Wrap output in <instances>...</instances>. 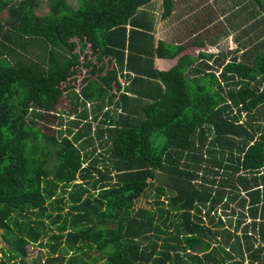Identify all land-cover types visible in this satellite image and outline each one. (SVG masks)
Listing matches in <instances>:
<instances>
[{
    "label": "trees",
    "instance_id": "trees-1",
    "mask_svg": "<svg viewBox=\"0 0 264 264\" xmlns=\"http://www.w3.org/2000/svg\"><path fill=\"white\" fill-rule=\"evenodd\" d=\"M151 1L0 0V264H264V53L193 58ZM159 1L172 28L196 10Z\"/></svg>",
    "mask_w": 264,
    "mask_h": 264
},
{
    "label": "rangeland",
    "instance_id": "rangeland-1",
    "mask_svg": "<svg viewBox=\"0 0 264 264\" xmlns=\"http://www.w3.org/2000/svg\"><path fill=\"white\" fill-rule=\"evenodd\" d=\"M39 2V7L35 10L37 15H44L48 12V7H49V3L48 0H37ZM234 0H195L196 4L195 7L197 8V12L200 11H204L205 7L209 10V13L211 15L214 16L213 13H215V11L220 14V18L219 21H215V23H213V27H212V33H213V37L214 36H221V43H217L216 46L220 47V48H224L227 51H232L234 50V46H232L230 44V42L232 43L233 40V35L229 34L233 31L228 27V23H231L232 26L235 25L238 31V34H236L235 36H241L242 38L246 37L245 32L248 31V35H251L250 33L253 32L252 31V26L254 23L255 18H259L262 15V18L264 17L263 11H259L258 7L254 4H252L251 9H237V7L233 4ZM237 1V0H236ZM67 6H69L72 10H76L79 6V0H64V2ZM62 3V5L64 6V4ZM260 3L264 5V0H260ZM260 5V4H259ZM144 9L146 10V12L149 14L151 20L156 19V7H150L149 5L145 6ZM230 9V12L228 15H226V13L228 12V10ZM232 9V10H231ZM238 12H242V16H240V14ZM251 14L254 15L251 17ZM248 16V18H247ZM252 18L254 20H252ZM229 20V22H228ZM157 21H159L160 23V30L162 32H166V25L164 24V22L161 20H159V16H157ZM222 24V25H221ZM226 27L223 29V27ZM234 28V27H233ZM223 31H226L227 33L229 32L228 36H226V32L223 33ZM244 32V34H243ZM155 33L157 34V30L155 28ZM224 34V35H223ZM158 37V35H156ZM161 39V38H160ZM249 39H251V36L249 37ZM256 39V38H255ZM259 39V38H258ZM262 40V37L260 38V41ZM259 41V42H260ZM243 43L246 44V40L242 41ZM249 46V45H248ZM209 47V45H208ZM86 55H89V50H87ZM81 61L82 57H81ZM94 63V62H93ZM92 63V64H93ZM88 69L86 68H79V70L76 72L77 75V81H80L86 74H87ZM79 84L78 82L76 83V88H79ZM93 106L89 105L87 106L88 110L91 109ZM261 112H264V108H260ZM65 126L62 127V130L64 131L63 133L66 135L65 133V128L67 127V122H65ZM75 131V130H73ZM49 134L51 133L50 130L48 132ZM156 141L157 143H162L164 142V137L162 135H158L156 137ZM39 148L41 149H45V151L47 152V167L48 169H51L53 164L55 163V156H54V146L50 143H47L46 145H43V143L40 141L38 143ZM98 153H103V149L102 148H98L96 150ZM163 175L159 174L158 178L155 181V185L158 184L156 182H160L161 180L159 178H162ZM79 182V181H78ZM153 192H151L150 198L148 199V202H151ZM230 207H233L232 209L235 211V213H241L242 210L240 207H238L236 204L231 205ZM67 211V206H65V210ZM213 214V213H212ZM215 216H221V211L217 210L215 213ZM227 215L226 217L222 216L221 218L225 221L228 218H232L233 220L239 218V216H236L233 218V216L231 215V212L228 210L227 211ZM248 222V221H247ZM3 233L2 231H0V234ZM0 247L5 250L6 252H8V245L5 243V241H3L0 237ZM27 257L25 259L26 264H44V261L46 259V257L48 256V252L47 249H43L40 248L39 244H29L27 246ZM86 255L89 256L91 255L92 257H98V253L94 250H87L86 251ZM69 256V255H68ZM1 259V258H0ZM16 263H19V260H16ZM97 264H105L104 261L99 262Z\"/></svg>",
    "mask_w": 264,
    "mask_h": 264
},
{
    "label": "crops",
    "instance_id": "crops-1",
    "mask_svg": "<svg viewBox=\"0 0 264 264\" xmlns=\"http://www.w3.org/2000/svg\"><path fill=\"white\" fill-rule=\"evenodd\" d=\"M195 1V0H193ZM196 2H192V1H188V2H183L181 3L180 6H182V8H186L187 6L190 7H194L196 10L194 12V15L191 14L189 20L187 22H178L174 28L171 27V24H169L168 22H166V19H161V3L159 0H152L148 5L149 8L150 7H156L155 11L156 13V19L153 22V31H152V35L153 37H155V39H157L158 41H162L166 44H172L175 42H181L176 40V34H179V36H177V38H179L181 35H185L197 40L202 38V42L204 43V45L201 48H197L196 46L190 48L189 50H187L189 52V55L193 58H195L197 56V53L202 50V51H227L224 48H220L217 47L216 44L217 43H221V36H214L213 37V33H212V27H213V22L212 19H214L216 17V15L218 14V18H220V14L218 13V11L213 15H211L209 13V10L205 7L204 11H200L198 12L197 16L195 17V13L197 12V8L195 7ZM233 4L237 7V9H251L252 4L256 5L258 7V10L261 11V7H260V2L258 0H234ZM147 6V5H146ZM145 10V9H144ZM232 10V9H231ZM146 11V10H145ZM182 12V11H181ZM181 12H177V14H180ZM230 12V9L228 10V12L226 13V15H228ZM240 14V16H242V12H238ZM264 14V13H263ZM149 15V14H148ZM157 16H159V20L163 21L164 24L166 25V32H162L160 30V23L159 21H157ZM254 16L251 14V17ZM217 18V20L219 21V19ZM248 18V16H247ZM252 20H254L252 18ZM229 22V20H228ZM173 26V24H172ZM223 29L226 28L224 26H222ZM228 27L233 30L230 34L229 32L227 33L226 31H223V33L226 32V36L233 35V40L232 43L230 42V44L232 46H234V50L237 48L239 49V53L238 55H242L243 52L246 49H252L253 53H255L256 51L258 53L262 52L264 53V17L262 18V15L259 18H255L253 26H252V31L250 34L248 35V31L245 32L246 37L242 38L241 36H235L236 34H238L237 28L235 25L232 26L231 23H228ZM234 27V28H233ZM155 28L157 30V34L155 33ZM244 34V32H243ZM158 35V37L156 36ZM224 35V34H223ZM251 36V39H249V37ZM262 37V40L260 41V38ZM161 38V39H160ZM256 38V39H255ZM259 38V39H258ZM246 40V44L243 43L242 41ZM260 41V42H259ZM182 43V42H181ZM245 44V46H244ZM209 45V47H208ZM249 45V46H248ZM241 48L240 50V47ZM232 50V51H234ZM181 56V54L179 55ZM229 58V57H227ZM176 62V59L174 61L171 60H165V59H155L154 60V67L162 70V71H166L173 63Z\"/></svg>",
    "mask_w": 264,
    "mask_h": 264
},
{
    "label": "built area",
    "instance_id": "built-area-1",
    "mask_svg": "<svg viewBox=\"0 0 264 264\" xmlns=\"http://www.w3.org/2000/svg\"><path fill=\"white\" fill-rule=\"evenodd\" d=\"M119 82H120L121 86L124 85V81L122 79H119Z\"/></svg>",
    "mask_w": 264,
    "mask_h": 264
}]
</instances>
